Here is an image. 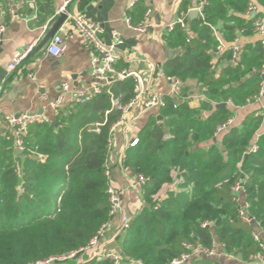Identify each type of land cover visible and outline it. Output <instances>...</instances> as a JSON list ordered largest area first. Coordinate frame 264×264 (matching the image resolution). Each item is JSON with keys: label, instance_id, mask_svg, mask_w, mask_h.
<instances>
[{"label": "trees", "instance_id": "obj_1", "mask_svg": "<svg viewBox=\"0 0 264 264\" xmlns=\"http://www.w3.org/2000/svg\"><path fill=\"white\" fill-rule=\"evenodd\" d=\"M249 1L211 0L203 18L192 25L196 38L180 25L167 38L168 47L178 52L164 66V74L180 78L183 84L201 85L207 100L200 109L191 108L187 88L180 101L169 98L159 112L165 123L152 118L140 132L138 144L124 153L123 166L134 177L148 178L145 207L115 240L128 259L171 264L187 252L184 244L211 248L218 243L227 253L244 258L261 252L253 226L238 217L232 192L243 180L250 216L264 230V137L258 151L250 152L260 117H248L241 130L230 128L209 148L201 146L214 140L218 126L234 116L221 103L231 100L242 107L261 91V42L247 46L233 63L231 50L217 55L219 42L211 30L218 19L231 18V9L247 11ZM255 22L252 16L236 20L234 26L226 27L228 40L235 38L237 29L255 32ZM215 58L229 63L219 75L214 70ZM136 87V79L129 77L114 84L111 93L126 105ZM62 109L50 123L29 125L21 155L16 154L12 135L0 137V264H33L67 256L86 247L110 219L105 164L111 157L110 131L121 112L112 109L106 91L87 104ZM203 110L211 112L205 120ZM95 124H103L99 133L93 129ZM166 136L170 139L165 140ZM164 186L169 187L166 197H157ZM54 264L111 262L90 260L82 253ZM188 264L218 263L193 258Z\"/></svg>", "mask_w": 264, "mask_h": 264}, {"label": "crops", "instance_id": "obj_2", "mask_svg": "<svg viewBox=\"0 0 264 264\" xmlns=\"http://www.w3.org/2000/svg\"><path fill=\"white\" fill-rule=\"evenodd\" d=\"M201 1L76 0L74 5L86 18L104 27L105 32L102 35V41L106 45L112 44L115 33L122 35L123 44L117 48V52L121 56L116 65L117 69L140 74L149 89L163 95L166 101L171 98L178 102L183 99L182 96H173L170 82L160 76L168 60L178 52V50L174 51L168 47L167 38L182 18L186 21V29L189 35L192 38L197 37V34L191 28L196 20L199 21L203 18V12L200 13L197 10ZM255 1L259 8V15L264 17V0ZM60 3L61 0H0V25L6 27L3 41L0 43V137L12 135L8 128L10 116L23 113H43L56 100L62 85L68 84L73 91H88L97 84L91 75L90 56L84 38L74 30L72 25L67 26L63 34L64 51L59 58L49 55L47 51L49 43L42 49H38L39 44L29 56V59L15 71L10 72L9 70V65L15 55L38 38L42 32L41 28L48 25V31L42 41L45 39L55 24V20L51 19ZM11 11L17 15L16 18L12 17ZM148 11H151L149 18L151 26L146 33H138L128 27L127 18H130L132 24L136 26L145 21ZM193 11L199 12L197 17L191 16ZM250 16L248 10L236 12V10L231 9L229 11V17L231 18L227 20L218 19L211 26L214 39L219 42V53L217 55L224 54L234 46L239 47L240 53H242L247 46H254L261 42V38L256 31L247 34L244 29H237L235 38L228 40L226 27L234 26L238 19L249 20ZM232 17H234V20ZM237 40L238 42H236ZM238 59L239 57L232 60V62L236 63L235 61ZM219 61L217 58L213 60L217 75L220 74L224 66L229 64L228 62L223 61L220 63ZM185 88L190 93L187 98L189 106L193 109H200L202 103L206 101L201 97L204 95L202 86L192 82L184 84L183 90ZM223 104L234 114V124L231 129L241 130L247 118L254 115L260 117V126L257 133L264 131V101L261 103H247L242 107H232L227 103H221V105ZM62 110L65 111V109ZM139 112L140 110L136 108L130 112L129 117L132 119ZM159 112L141 113L138 118L130 119L131 127L128 131L120 128L113 134L114 147L110 157L112 182L117 188L124 191L123 215L128 217H132L139 212L144 198L142 199L138 190L128 189L135 177L123 166V160H120V157L128 149H125L126 144L138 138L140 132L152 118H156L160 124L165 123L163 118L162 120L158 119ZM48 114L51 121H54L56 116L51 113L50 109ZM210 115L211 112L207 110H203L201 113L204 120ZM225 134L212 141L205 142L201 146L209 148L211 145L220 142ZM168 190L169 187L164 186L157 197H166ZM122 216L113 221L111 229L106 234L104 241L107 242V248L109 249H114L110 244L124 232L122 230ZM254 222L252 224L253 229L255 233L260 235L264 243V230L260 227L259 222L255 220ZM260 255L261 252L244 258L241 254L227 253L224 245L218 244L217 255L210 259L218 264H264L260 259ZM86 256L91 260L90 253H86ZM80 261L86 260L81 258Z\"/></svg>", "mask_w": 264, "mask_h": 264}, {"label": "built area", "instance_id": "obj_3", "mask_svg": "<svg viewBox=\"0 0 264 264\" xmlns=\"http://www.w3.org/2000/svg\"><path fill=\"white\" fill-rule=\"evenodd\" d=\"M75 1L76 0H61L60 6L56 10L55 15L51 20H55L56 17L61 14L64 15L66 19L63 25L60 27L59 31L49 42L47 51L49 55L54 58H59L62 55L64 51L63 34L65 33L67 26L72 25L74 30L84 38L85 45L89 51L90 56L91 75L95 79L97 84L88 91H73L68 84H64L60 87L59 94L56 100L50 104L48 109H45L46 112L43 111V113H23L17 116H10L8 119L9 131H11L12 133L16 149L22 152L24 151L23 137L27 134L29 125L33 123L43 124L51 122V117L48 114L49 109L51 110V113L53 115L57 116L60 110L64 107L87 104L88 102L93 101L95 97L102 95L105 91L108 92L111 95L112 109L121 112L120 119L111 128L110 131L109 151L111 153L114 147L113 134L116 132V130L123 128L125 129V131H128L131 127V118L129 117V114L132 110L138 108L140 112L131 120L138 118L141 113L160 111L166 105V98L163 95L153 91L152 89H149L140 74L128 72L126 70H119L116 68L117 63L121 59L120 54L117 52V48L118 46L123 44L122 35L120 33H115L113 35L112 44L106 45L102 41V35L105 32L104 27L101 24L95 23L86 18V16L82 12H80L77 7H75ZM208 2L209 0H202L200 7L197 10L202 13L204 7L208 4ZM248 13L249 15L256 18L254 27L256 33L261 38V44L264 48V17L259 15V8L255 0L249 1ZM11 15L13 18L17 17V15L13 11H11ZM150 15L151 11H148L145 21L139 25L134 26L130 18L126 19V23L130 29H133L138 33H146L151 26L149 21ZM176 25H180L182 28H186L185 19H180ZM5 30L6 27L0 25V43L3 41ZM41 30L42 32L38 38H36L25 49L15 55L12 63L9 65L10 72L15 71L35 51V49L38 47V45L46 35L48 31V25L43 26ZM236 42H238V40ZM231 51L233 53L234 59H237L240 55L239 47L234 46ZM263 74L264 67L262 75ZM160 76L166 78L170 82L172 95L175 97H181L184 86L182 80L177 77H167L164 72H161ZM129 77H134L137 81L135 96L129 103H127L126 105H122L120 102L121 97H114L111 93V88L114 84L122 82ZM261 85L262 86L259 95L254 97L253 100H248V103H261L264 101V81ZM201 97L204 100H207L205 92ZM227 104L235 107L234 103L231 100H229ZM176 107L177 106L175 105L174 108ZM108 113L109 112H107V114ZM233 124L234 118L232 117L228 119V121L223 125L218 126L215 137L219 138L220 136L225 134L233 126ZM102 125L103 124H95L93 126L94 131L99 133L100 127ZM262 137H264V131H259L256 134L253 145L250 147V152L258 151V142ZM169 139V136L165 137V140ZM138 141V138L132 140L131 142L126 144L125 149L129 147H135L138 144ZM123 157L124 152L121 155L120 160H123ZM40 159H42V157H40ZM105 169V175L110 181L107 191L110 203L109 221L100 228L97 235L93 239H91L86 247L81 248L76 252L70 253L67 256L59 258L52 257L33 264H54L57 261H64L75 258L78 254L82 253H90L91 260H96L99 262L110 261L111 264H145L140 260H133L124 257L118 250L107 248L108 244L104 241L106 234L111 229L113 221L117 217L122 216L124 211V191L117 188L112 182V163L110 159H108V161L106 162ZM174 177L176 178L175 174ZM147 182L148 178L142 175L136 176L128 186V189L138 190L143 199L144 187L146 186ZM232 192L234 194V201L239 206L238 217L240 218V220L248 225H252L253 223H255L254 219H252V217L249 215L250 203L246 201V191L244 190L243 180H240L232 187ZM61 199L62 198L60 197L59 202L61 201ZM143 207H145V200L141 202L140 210ZM130 221L131 217H128L126 215L122 216V230L125 231L129 228ZM203 226H208V223H205ZM253 238L257 243L260 244V259L264 262V243L262 242L260 235L257 233L253 234ZM184 247L187 249V252L184 253L180 258L172 261L171 264H188L194 257H215L217 255L218 243H214L211 248H197L193 244H184Z\"/></svg>", "mask_w": 264, "mask_h": 264}, {"label": "water", "instance_id": "obj_4", "mask_svg": "<svg viewBox=\"0 0 264 264\" xmlns=\"http://www.w3.org/2000/svg\"><path fill=\"white\" fill-rule=\"evenodd\" d=\"M198 14H199L198 11H193V12L191 13V16H192V17H197ZM252 17L254 18V16H252ZM65 19H66L65 16L62 15V14L56 17V19H55V24L53 25L52 29L49 31V33L47 34V36L45 37V39L40 43L38 49H42L43 47H45V46L49 43V41H51V39L55 36V34L59 31L60 27L63 25ZM30 56H31V55H30ZM29 58H30V57H28L27 59H29ZM27 59H26V60H27ZM26 60H25V61H26ZM25 61H24V62H25ZM24 62H23V63H24ZM262 78H263V80H264V74L262 75ZM221 106L224 107L225 105L223 104V105H221ZM158 119H159V120H162V117H159ZM20 153H22V151H20V150H17V151H16V154H17V155L20 154ZM250 218H251V217H250ZM80 255H81V254H78V255L76 256V258L79 257Z\"/></svg>", "mask_w": 264, "mask_h": 264}, {"label": "rangeland", "instance_id": "obj_5", "mask_svg": "<svg viewBox=\"0 0 264 264\" xmlns=\"http://www.w3.org/2000/svg\"><path fill=\"white\" fill-rule=\"evenodd\" d=\"M21 192V191H20ZM141 208V207H140ZM118 218V217H117ZM116 218V219H117ZM115 250H118V247L115 245V240L112 241V244H110ZM119 251V250H118Z\"/></svg>", "mask_w": 264, "mask_h": 264}]
</instances>
